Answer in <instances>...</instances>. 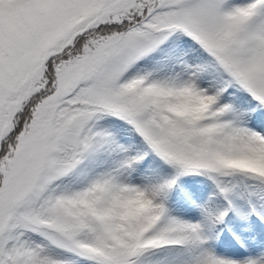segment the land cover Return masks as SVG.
Returning a JSON list of instances; mask_svg holds the SVG:
<instances>
[{
	"label": "snow or ice",
	"instance_id": "1",
	"mask_svg": "<svg viewBox=\"0 0 264 264\" xmlns=\"http://www.w3.org/2000/svg\"><path fill=\"white\" fill-rule=\"evenodd\" d=\"M0 264H264V0H0Z\"/></svg>",
	"mask_w": 264,
	"mask_h": 264
}]
</instances>
